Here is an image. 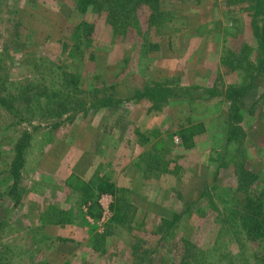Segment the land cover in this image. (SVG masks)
I'll list each match as a JSON object with an SVG mask.
<instances>
[{"label": "rangeland", "instance_id": "1", "mask_svg": "<svg viewBox=\"0 0 264 264\" xmlns=\"http://www.w3.org/2000/svg\"><path fill=\"white\" fill-rule=\"evenodd\" d=\"M137 2L0 0V264H264L235 220L250 204L264 216V75L239 124L226 93L264 56V0ZM150 84L176 95L130 100ZM103 96L126 101L97 109Z\"/></svg>", "mask_w": 264, "mask_h": 264}, {"label": "trees", "instance_id": "2", "mask_svg": "<svg viewBox=\"0 0 264 264\" xmlns=\"http://www.w3.org/2000/svg\"><path fill=\"white\" fill-rule=\"evenodd\" d=\"M102 0H74V8L78 12L87 13L88 11H94L99 12L100 9H102V5L99 4ZM138 5L143 4H149L150 0H137ZM90 9V10H88ZM172 40L171 37L168 38V44L169 47H171ZM74 55V54H73ZM250 70L249 75V84L244 87L242 90L237 89H230L226 91V93L229 95L233 100V106H234V116L235 121L237 124L242 121L241 113H240V107L239 103L243 98L244 92H246L247 89H249L250 83L253 82V80L257 77V75L262 74L264 75V56L263 58H260L257 60V63L255 64H249L248 65ZM65 74V73H64ZM66 81L64 80V83H62L60 86L65 84ZM187 90V89H186ZM210 96L215 95L216 93H213L210 90H207ZM41 95L44 96L46 99V103H49L51 101V98H58V93L56 91H49L47 88H43L41 91ZM176 94H174L173 91H170L169 89L162 87L160 84H150L146 85L143 90L138 91L133 95L130 100L134 99L141 101L145 100L148 103L151 104H157L162 102H167L168 99L174 98ZM41 99V98H40ZM126 100L118 99L116 102L113 101L112 96H103L102 98H99L98 100L95 99V104L93 106L97 107V109H108L113 106H117L120 103L125 102ZM137 102V101H136ZM11 109V108H10ZM238 121V122H237ZM229 130L230 134L227 136V143L228 141H232L233 139L237 138L238 131L240 130L239 126H235L233 122L230 124ZM138 140L140 144H145L148 142V138L144 137L142 134H138ZM22 146H16L15 148V158L13 159V162L11 164L12 167H16L17 165H14V163L20 162V157L22 155ZM162 158L161 156L155 157L152 162L147 163V170L152 171L154 169L159 168V164H161ZM163 161V160H162ZM164 171H166L164 169ZM16 177V173L14 175ZM98 195H110L115 196L117 193V188H115L114 184L110 182L109 180L105 179L103 180L97 187ZM248 208L243 210L240 215L238 216V219L236 218L237 224L239 223L240 228L245 231L249 237V239L261 246H264V216L262 211L261 203L259 204H250L247 205ZM246 206V207H247ZM120 211V209H119ZM186 213V210H180L176 211L173 214V217L171 219L162 218L158 221V225L155 227L156 234L160 235L163 239H166L170 237V235L173 233L175 228L180 224L183 215ZM54 224H61L62 221H56Z\"/></svg>", "mask_w": 264, "mask_h": 264}, {"label": "crops", "instance_id": "3", "mask_svg": "<svg viewBox=\"0 0 264 264\" xmlns=\"http://www.w3.org/2000/svg\"><path fill=\"white\" fill-rule=\"evenodd\" d=\"M116 179L110 178V181L114 184L115 188H118V183L115 181ZM97 189V188H96ZM96 194L98 195V190H96ZM104 195H101L100 197H103ZM110 196V195H109Z\"/></svg>", "mask_w": 264, "mask_h": 264}]
</instances>
